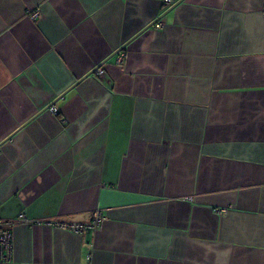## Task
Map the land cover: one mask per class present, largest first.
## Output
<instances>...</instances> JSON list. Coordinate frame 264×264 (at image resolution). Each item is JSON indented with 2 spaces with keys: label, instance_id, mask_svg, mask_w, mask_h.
I'll return each mask as SVG.
<instances>
[{
  "label": "crops",
  "instance_id": "obj_1",
  "mask_svg": "<svg viewBox=\"0 0 264 264\" xmlns=\"http://www.w3.org/2000/svg\"><path fill=\"white\" fill-rule=\"evenodd\" d=\"M0 222L1 264H264V0H0Z\"/></svg>",
  "mask_w": 264,
  "mask_h": 264
},
{
  "label": "built area",
  "instance_id": "obj_2",
  "mask_svg": "<svg viewBox=\"0 0 264 264\" xmlns=\"http://www.w3.org/2000/svg\"><path fill=\"white\" fill-rule=\"evenodd\" d=\"M164 4H170L172 0H163ZM31 17L35 20L38 17H40V13L38 11H34L31 13ZM162 23L157 22L156 26H160ZM118 55L116 57V60L118 63L123 62L125 59L124 52L118 51ZM103 74V69L97 68L95 71L96 76H101ZM49 110L52 113H56V108L54 106L49 107ZM16 220H25V215L23 213L18 214ZM98 219L97 216H95V219L92 222L89 223H75L72 224L71 227L74 230H82L84 227H90L95 224H97ZM12 254V234L10 229L7 226H3L2 223L0 222V264L3 262H6L10 259Z\"/></svg>",
  "mask_w": 264,
  "mask_h": 264
}]
</instances>
